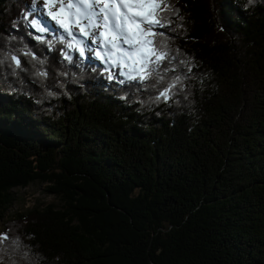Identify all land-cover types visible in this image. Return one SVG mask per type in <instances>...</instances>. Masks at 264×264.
<instances>
[{
    "label": "trees",
    "instance_id": "obj_1",
    "mask_svg": "<svg viewBox=\"0 0 264 264\" xmlns=\"http://www.w3.org/2000/svg\"><path fill=\"white\" fill-rule=\"evenodd\" d=\"M167 3L165 101L0 0V219L33 183L61 201L10 218L0 264H264V0Z\"/></svg>",
    "mask_w": 264,
    "mask_h": 264
},
{
    "label": "snow or ice",
    "instance_id": "obj_2",
    "mask_svg": "<svg viewBox=\"0 0 264 264\" xmlns=\"http://www.w3.org/2000/svg\"><path fill=\"white\" fill-rule=\"evenodd\" d=\"M37 11H42L66 36L46 39L50 28L40 19H30L31 13H25L24 16L27 26L39 33L35 39L47 43L49 48L54 46V40L62 44L64 60L71 62L73 56L70 53L73 52L84 58L86 50L92 51L105 65L104 71L108 73L109 79L116 77L117 73L113 69L118 68L119 76L128 81L143 83L155 79L156 84L164 85L159 90L157 100H170L173 90L182 83L177 76L165 84L162 74V71L166 73L173 70H162L164 61L170 62L175 58L171 56L163 40L159 43L157 41V37L162 38L165 34L156 29L170 24L162 15L166 11H173L167 0H33L31 12ZM175 11L178 15V10ZM86 40H91L95 48H89ZM24 55L37 59L31 51H24ZM3 59L12 62L14 71L21 66V61L15 54ZM38 62L43 63L42 60ZM36 75L46 77L48 73L38 70ZM0 239H7V235L0 236Z\"/></svg>",
    "mask_w": 264,
    "mask_h": 264
},
{
    "label": "rangeland",
    "instance_id": "obj_3",
    "mask_svg": "<svg viewBox=\"0 0 264 264\" xmlns=\"http://www.w3.org/2000/svg\"><path fill=\"white\" fill-rule=\"evenodd\" d=\"M39 14L43 15V17L40 20L47 27L53 28L54 30L59 29L54 22H53L54 26L50 24V19L46 15H44L42 11H39ZM48 20H49V26L47 25ZM78 38H82V37H78ZM88 47L95 48V45L91 43V45H88ZM85 56H87V53H85ZM94 57L95 56L92 55V58ZM74 59H77L80 63H83L84 61V59H81V57ZM100 65L103 66L102 63ZM46 188H47L46 183H33L26 188H17L16 192L18 194V199L15 202V204L9 209L7 215L3 219H0V231H4L5 226L7 222L10 220V218L12 219L17 217L18 215L20 216L21 214H26L29 210L35 207L44 208L50 204H55L60 206L61 201L59 197H57L54 194H50L46 192Z\"/></svg>",
    "mask_w": 264,
    "mask_h": 264
}]
</instances>
